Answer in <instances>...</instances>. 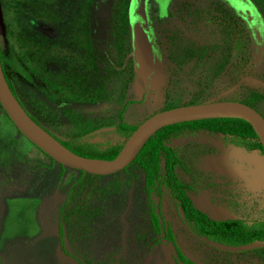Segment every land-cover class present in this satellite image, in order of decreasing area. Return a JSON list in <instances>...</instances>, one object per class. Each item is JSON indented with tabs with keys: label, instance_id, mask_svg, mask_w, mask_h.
I'll return each mask as SVG.
<instances>
[{
	"label": "rangeland",
	"instance_id": "374dc122",
	"mask_svg": "<svg viewBox=\"0 0 264 264\" xmlns=\"http://www.w3.org/2000/svg\"><path fill=\"white\" fill-rule=\"evenodd\" d=\"M0 49L31 114L62 138L87 139L120 113L138 125L155 111L215 99L245 102L264 117V0H0ZM106 138L120 139L102 132L89 140ZM218 139L167 142L180 144L179 178L199 189L188 194L204 209L209 200L264 217V155ZM210 160L242 176L196 181L183 171L200 174ZM143 178L136 163L109 175L60 165L0 108V264H174L170 242L149 226ZM154 197L196 262L264 264V248L234 253L203 243L163 190Z\"/></svg>",
	"mask_w": 264,
	"mask_h": 264
},
{
	"label": "trees",
	"instance_id": "16d2710c",
	"mask_svg": "<svg viewBox=\"0 0 264 264\" xmlns=\"http://www.w3.org/2000/svg\"><path fill=\"white\" fill-rule=\"evenodd\" d=\"M0 55L3 63L4 56L1 49ZM4 75L14 94L17 96L22 105L27 108L28 106L24 103L15 84L8 78L6 72ZM28 112L35 121L41 123L31 114L29 110ZM114 125L116 128L111 132L117 133L120 137L119 140L106 138L102 141H93L89 140L91 136H88L87 139H83L84 135L62 138L49 130L47 127L46 128L75 153L88 157H105L106 159H111L117 153L120 146H122L123 142L121 139H126L130 132H132L137 126L122 120L121 113L119 114V122ZM200 129H206L211 132L220 131L226 135L229 134V138L234 144L245 146L247 148L257 146L261 151H263L261 149L262 146L258 141V137L247 121L239 118L227 117H215L186 122L179 121L175 124L164 126L153 134L139 149L135 156L136 158L132 163H136L141 166L144 173V189L150 212V224L155 233L160 234L162 231L164 233L163 237L173 244L176 252V256L174 257L175 264L199 263L195 262V260L187 256L182 251L174 233H172L171 229L167 225L164 227L165 221L162 218L161 211L156 210L159 209V205L156 204V200L150 196L152 193L158 195L161 187L171 189V192L181 199V203L178 204H181L185 211L186 221L188 222V227L192 233H197L199 235L204 234L211 239H217L228 244L246 243L254 240L255 238L264 239V220L254 219L251 224H248L246 219L242 218H226L222 220L218 218L215 219L200 209L192 206L191 199L187 195H184L182 189L186 187V184L182 182L176 173V168L178 165L182 164V159L178 155L179 146L169 145L167 142L172 138L178 137L180 133L184 134L186 132H194ZM103 133L107 132L104 131ZM246 137H251L253 140L250 141L248 138L246 140ZM162 159L163 171L160 165V161ZM80 172L83 174L82 171ZM57 231L61 237V245H63L64 234L62 233L60 225H58Z\"/></svg>",
	"mask_w": 264,
	"mask_h": 264
},
{
	"label": "water",
	"instance_id": "95a60500",
	"mask_svg": "<svg viewBox=\"0 0 264 264\" xmlns=\"http://www.w3.org/2000/svg\"><path fill=\"white\" fill-rule=\"evenodd\" d=\"M4 73L0 55V108L7 118L25 138H28L35 147L53 161L60 165H68L83 173L109 175L125 169L134 161L139 149L153 134L160 128L179 121L186 122L215 117L243 119L251 125L264 152V117L259 113V110L239 100L215 99L199 103L177 104V106L161 109L144 117L126 137L122 146L111 159L84 156L70 150L46 127L31 117L27 108L22 105L9 83H7ZM257 81L264 85L263 81L259 79ZM115 128L116 126L114 125H102V127L90 131L88 135H98L102 131H111ZM223 172L231 173V170L224 169ZM178 210L181 217H183L181 206L178 207ZM226 218H232V216H227ZM247 222L251 224L253 221ZM193 235L210 247L226 252H243L256 247H264V239L255 238L246 243L228 244L217 239H211L204 234L193 233ZM174 261L172 259V263L175 264Z\"/></svg>",
	"mask_w": 264,
	"mask_h": 264
},
{
	"label": "flooded vegetation",
	"instance_id": "af4514ba",
	"mask_svg": "<svg viewBox=\"0 0 264 264\" xmlns=\"http://www.w3.org/2000/svg\"><path fill=\"white\" fill-rule=\"evenodd\" d=\"M236 100V99H235ZM28 109V108H27ZM29 110V109H28ZM107 125V124H106ZM114 125V124H113ZM107 126H109V125H107ZM115 126V125H114ZM102 127V126H101ZM115 130V129H114ZM111 131H113V130H111ZM111 131H107L106 130V132L107 133H110V134H117V133H115V132H111ZM102 132H104V131H102ZM203 133H207V134H209V135H217V134H219V137H220V139H221V141L220 142H222V144L226 147V145H232L234 148V150L235 149H239V150H241L242 152H243V154H248V153H250V154H252V156H258V157H261V156H263L264 155V152L263 151H261L257 146H254V147H252V148H247V147H245V146H239V145H236V144H234L231 140H230V135L229 134H223V133H221L220 131H215V132H211V131H209V130H206V129H200V130H196V131H194V132H186V133H180V135H182V136H187V135H197V134H202L203 135ZM101 134V133H100ZM180 135H178V136H180ZM88 136H90V135H88ZM92 136H94V135H92ZM175 138H177V137H175ZM247 138L251 141V140H253V138H251V137H246V140H247ZM84 139V138H83ZM172 139H174V138H172ZM171 139V140H172ZM220 139H218V140H220ZM102 140H104V139H102ZM102 140H99V141H102ZM247 143V142H246ZM173 146H179L180 147V144H178V145H174L173 144ZM230 152L232 151V150H229ZM180 153L178 152V155H179ZM202 154H203V156H209V154H206V153H204V152H202ZM180 156V155H179ZM215 156V155H214ZM209 163V164H208ZM218 168H220L219 170H218ZM231 168V167H230ZM224 169H227V170H232V169H229L228 167H226V166H224V165H222V166H220V164H218V163H214V162H212V160H210L209 162H207V164H205L204 165V167L203 168H201L200 167V174H197V173H194L193 171H192V173H190V170L189 169H186L185 167H184V169H183V171L185 172V173H187L188 175H191V177H194L195 179H196V181H200L201 179H206L207 177H210V178H212V179H214V178H216L217 176L219 177H221L222 175H234V177H240V176H242V174L238 171V169H235V172L234 173H230V172H223V170ZM198 179V180H197ZM220 179V178H219ZM182 180V179H181ZM226 180V178L224 179V180H222V179H220V181H225ZM244 180H246L248 183H250V186L253 188L254 187V184L257 182V183H259V181H258V179L257 178H253L252 180L249 178V177H245L244 178ZM184 184H186V187L185 188H183L182 190H183V192H184V195H187L190 199H191V201H192V206H194V207H196L197 209H200L201 211H203V212H205V213H207L208 215H210L211 217H213V218H215V219H226V217L227 216H232L233 214H231V213H229V212H227L223 207H221L219 204H213L211 201H209V200H205V203L207 204V209H204V208H201V207H198V205L196 204V202L194 201V199H192V197H191V195H189L188 194V192L189 191H193V190H199L197 187H195L194 185H192L191 183H189L188 181H182ZM260 185H261V187L262 186H264V182L262 181L261 183H260ZM161 190H163L164 192H165V194L168 196L167 197V199H168V203L171 205V207L174 209V211L177 213V216L180 218V220H181V224L188 230V232L189 233H191V234H193L191 231H190V229H189V227H188V222L186 221V216H185V211H184V209H183V207L181 206V204H178V203H181L180 201H181V199L179 198V197H177V195H175V194H173L172 192H171V189H166V188H164V187H161ZM155 196H157L158 197V195H156V194H154ZM156 201V204H158L159 205V201H157V199H156V197H153ZM176 204H178V205H176ZM179 206H181V208H182V210H183V214H184V216L183 217H181V215L179 214V210H178V207ZM156 210H160L161 211V209H160V205H159V209H156ZM149 214H150V212H149ZM161 215H162V218H163V220H164V217H163V214H162V212H161ZM244 219H246V218H244ZM165 221V220H164ZM246 221H250V219H246ZM252 221V220H251ZM166 223V222H165ZM165 223H164V225H165ZM249 224V223H248ZM161 233H162V235H164V233L161 231ZM197 238V237H196ZM167 240V239H166ZM168 241V240H167ZM170 244H171V242H170ZM172 245V244H171ZM180 245V244H179ZM171 248H172V250H173V253H172V259L173 260H175L174 259V257L176 256V252H175V248H174V246H171Z\"/></svg>",
	"mask_w": 264,
	"mask_h": 264
},
{
	"label": "crops",
	"instance_id": "0c3cea01",
	"mask_svg": "<svg viewBox=\"0 0 264 264\" xmlns=\"http://www.w3.org/2000/svg\"><path fill=\"white\" fill-rule=\"evenodd\" d=\"M123 120V119H122ZM119 122V121H118ZM117 122V123H118ZM129 124H131V123H129ZM116 135H118V134H116ZM119 136V135H118ZM139 166V165H138ZM139 167H141V166H139ZM127 168V167H126ZM81 173V172H80ZM82 174V173H81ZM83 174H85V173H83ZM90 174V173H89ZM143 181H144V178H143ZM143 189H144V185H143ZM144 194H145V196H146V193H145V189H144ZM150 196L153 198L155 195H154V193H152V194H150ZM146 198H147V196H146ZM147 208H148V213H149V207H148V203H147ZM243 208V207H242ZM232 218H242V219H244V218H246L244 215H242V214H235V215H232ZM247 219V218H246ZM254 219H257V220H264V217H257V216H255L254 217ZM254 219H250V220H254ZM150 222H151V219H150V214H149V226H151V224H150ZM167 224L165 223V225H164V227L166 226ZM168 226V225H167ZM169 227V226H168ZM152 228V227H151ZM170 228V227H169ZM153 230V229H152ZM153 232H154V230H153ZM155 233V232H154ZM157 234V233H156ZM158 235V234H157ZM63 242H64V240H63ZM172 246V245H171ZM182 249V248H181ZM255 249L256 250H259V249H263V248H254V249H252V250H248V251H251V252H254L255 251ZM173 251V250H172ZM183 251V250H182ZM248 251H243V252H248ZM184 252V251H183ZM235 253V252H234ZM238 253H241V252H238ZM187 255V254H186ZM188 256V255H187ZM196 262V261H195ZM197 263H199V262H197ZM199 264H201V263H199Z\"/></svg>",
	"mask_w": 264,
	"mask_h": 264
}]
</instances>
